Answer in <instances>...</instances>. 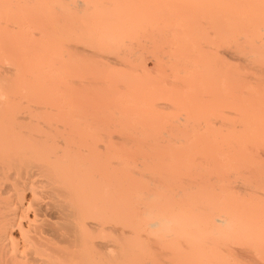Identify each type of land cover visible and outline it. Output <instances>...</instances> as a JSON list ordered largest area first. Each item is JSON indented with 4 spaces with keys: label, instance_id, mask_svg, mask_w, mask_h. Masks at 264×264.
Returning <instances> with one entry per match:
<instances>
[{
    "label": "bare ground",
    "instance_id": "1",
    "mask_svg": "<svg viewBox=\"0 0 264 264\" xmlns=\"http://www.w3.org/2000/svg\"><path fill=\"white\" fill-rule=\"evenodd\" d=\"M163 34L171 98L143 64ZM247 58L264 0H0V264H260Z\"/></svg>",
    "mask_w": 264,
    "mask_h": 264
},
{
    "label": "rangeland",
    "instance_id": "2",
    "mask_svg": "<svg viewBox=\"0 0 264 264\" xmlns=\"http://www.w3.org/2000/svg\"><path fill=\"white\" fill-rule=\"evenodd\" d=\"M27 27H24L22 29H26ZM28 34L32 33L33 30L31 28H28L25 30ZM29 31V32H28ZM157 42L155 44L153 42L150 43L146 47V50L148 51L146 56L143 58V64H144V70L147 74V78L156 83L157 85L161 86V89L164 91V93L168 94V92H171V94H168L169 98L174 97L175 95L171 96L175 93V78H174V67L170 63L169 57L172 56V53H170L171 50H167L165 46L168 42L171 41V35H161L159 38L156 39ZM158 51H156V50ZM155 52H157L155 54ZM88 55V54H87ZM171 55V56H170ZM91 56V55H88ZM92 57V56H91ZM105 63L113 66L111 62L104 61ZM233 62L234 64H237L240 66L241 70L238 76L244 81L245 88H242V91L244 93V98L246 100H249L252 97H260L261 99H264V58L253 62L251 59H248L242 63L241 65L237 62ZM82 85H73L72 94L77 98L78 101L82 104H86L89 108H95L96 107V94L94 89H96V85H86L87 83H81ZM82 86V87H81ZM75 90V92H74ZM81 93L79 94V92ZM78 92V93H77ZM262 94H259V93ZM75 93V94H74ZM93 93V94H92ZM79 97V98H78ZM158 105V106H155ZM164 105H170L169 99L167 97L160 98L154 102V109L155 111H158L156 109H159L163 111L161 108ZM264 111V109H263ZM170 131V130H176L175 127H162L161 130ZM168 129V130H167ZM255 130L258 129L260 131L261 126L255 125ZM117 137L124 138V135L122 134H114ZM119 144L126 143L124 141H118ZM117 146H119L117 144ZM255 156L257 157V164L250 167V170L252 172H255L254 175L248 177L247 181L249 184L254 186V189L258 190L262 194L259 196V201L264 203V148L259 147L255 151ZM248 185V184H247ZM29 198V196H28ZM13 236L17 239L18 234L17 232H13ZM260 264H264V259L260 261Z\"/></svg>",
    "mask_w": 264,
    "mask_h": 264
}]
</instances>
